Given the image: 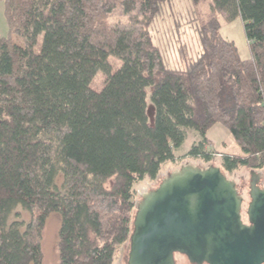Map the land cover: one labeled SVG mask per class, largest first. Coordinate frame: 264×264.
<instances>
[{
	"label": "trees",
	"instance_id": "16d2710c",
	"mask_svg": "<svg viewBox=\"0 0 264 264\" xmlns=\"http://www.w3.org/2000/svg\"><path fill=\"white\" fill-rule=\"evenodd\" d=\"M189 1L197 10L206 0ZM173 5L4 0L0 264H44L43 232L53 213L62 219L59 264H114L132 233L136 185L178 161L188 129L200 140L186 158L219 157L226 173L264 168V0H214L209 17L187 18L200 49L190 55L180 46L175 67L153 33ZM219 17L242 19L251 58L240 59L222 36ZM111 58L122 62L114 72ZM100 72L107 78L96 91L91 83ZM217 125L242 155L212 145L208 132Z\"/></svg>",
	"mask_w": 264,
	"mask_h": 264
},
{
	"label": "water",
	"instance_id": "95a60500",
	"mask_svg": "<svg viewBox=\"0 0 264 264\" xmlns=\"http://www.w3.org/2000/svg\"><path fill=\"white\" fill-rule=\"evenodd\" d=\"M248 207L221 168L183 162L143 188L136 205L127 264H264V176L249 170ZM245 182V181H244Z\"/></svg>",
	"mask_w": 264,
	"mask_h": 264
},
{
	"label": "rangeland",
	"instance_id": "374dc122",
	"mask_svg": "<svg viewBox=\"0 0 264 264\" xmlns=\"http://www.w3.org/2000/svg\"><path fill=\"white\" fill-rule=\"evenodd\" d=\"M213 1L214 0H206L198 6L197 10H195L193 4L189 0H174L175 6L173 5V8H171V6L168 8L170 11L169 19L160 23L158 22L159 24L157 23L158 25L155 26L153 33L155 35L156 43L164 52L165 58L170 66L175 67L180 63L178 52L180 46L185 45L189 49L190 55H195L199 51L200 41L195 30V26L185 25L184 23L185 21H188L187 18H196L199 15L204 18L209 17L211 15L210 6ZM219 20L221 22L222 36L235 44L240 59L247 60L251 58L250 46L246 37L242 19L238 17L235 20L228 22L222 17H219ZM179 25L181 31L178 33L180 36L177 37L175 32L177 31ZM7 34L8 25L4 15V0H0V36H6ZM110 62L113 64V72L122 65V62L115 58H111ZM106 78L107 77L104 73H98L91 83V88L96 91H101L105 86ZM148 104L149 120L150 124L153 125L154 106L152 105L150 99L148 100ZM186 132L187 137L184 144L175 151L178 161L176 163H166L163 165L160 173L161 175H166L168 171L180 169L183 162H190L191 165L196 167L200 165L201 168H206L209 166H216L220 168L219 157L213 163H204L202 161L186 158L185 155L191 150L192 146L200 140V134L197 131L188 129ZM208 138L211 140L212 145L218 150L221 149V151L228 154H243L241 148L234 142L227 129L221 125H217L211 129L208 132ZM249 170L250 169L241 168L234 173H224L230 180L240 185V177H243L245 183H248L250 179ZM159 176L156 180L145 179L136 185V205L142 200L139 193H143V188H146L147 190L151 189V191H154L158 188L157 183ZM58 183H62L61 177L58 179ZM245 197L246 204L243 210L244 219L247 218L246 209L249 203L248 194L245 193ZM18 211L21 212L23 220L26 222L30 220V214L27 211L23 210L22 208H19ZM61 222V216L56 213L51 214L46 222L43 232L44 264H59L58 241ZM129 245L130 242L128 241L119 248L114 264H126L125 256ZM176 264L191 263L185 256L177 255Z\"/></svg>",
	"mask_w": 264,
	"mask_h": 264
},
{
	"label": "flooded vegetation",
	"instance_id": "af4514ba",
	"mask_svg": "<svg viewBox=\"0 0 264 264\" xmlns=\"http://www.w3.org/2000/svg\"><path fill=\"white\" fill-rule=\"evenodd\" d=\"M234 183L236 184V187H237V190L239 191V193H240V194L243 196V198L245 199L244 204H243V210H244V206H245V204H246L245 193L248 194V191H249V188H250V183H249V186H248V187H245V186L242 185V184H245L244 181H243L242 184H240V185H238L236 182H234ZM243 210H242V216H243ZM246 211H247V209H246ZM243 221H244V223L248 224V220H247V218L244 219V217H243ZM177 255H180V254H176V256H177ZM176 256H175V258H176ZM181 256H183V255H181ZM127 264H128V259H127Z\"/></svg>",
	"mask_w": 264,
	"mask_h": 264
},
{
	"label": "crops",
	"instance_id": "0c3cea01",
	"mask_svg": "<svg viewBox=\"0 0 264 264\" xmlns=\"http://www.w3.org/2000/svg\"><path fill=\"white\" fill-rule=\"evenodd\" d=\"M0 37H3V36H0ZM212 143V142H211ZM220 149V148H219ZM221 151V149L219 150ZM223 152V151H221ZM225 153V152H224ZM228 154V153H227ZM256 172H260L262 174V176H264V168L262 170H256Z\"/></svg>",
	"mask_w": 264,
	"mask_h": 264
}]
</instances>
